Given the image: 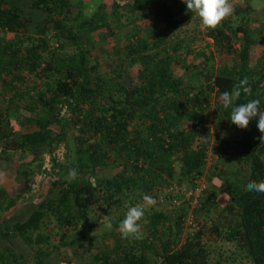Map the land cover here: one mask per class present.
<instances>
[{
  "label": "trees",
  "instance_id": "16d2710c",
  "mask_svg": "<svg viewBox=\"0 0 264 264\" xmlns=\"http://www.w3.org/2000/svg\"><path fill=\"white\" fill-rule=\"evenodd\" d=\"M125 2L129 10L117 0L87 3L91 14L85 0H0V166L14 162L16 182L26 183L10 193L0 180V264H211L207 235L264 264V193L245 190L264 180V133L257 117L246 129L232 124L220 102L247 78L251 95L241 89L235 104L259 99L264 110V17L257 25L251 5L234 4L222 27L206 29L207 52L192 45L197 36L169 44L165 32L196 17L184 0ZM23 6L46 13L36 33ZM123 17L148 21V34L120 43L109 74L96 49ZM124 64L137 66L130 85ZM174 183L201 187L192 211L203 227L187 236L181 199L190 198L171 191ZM145 194L156 203L145 211L143 239H122L119 223ZM219 204L237 224L213 222Z\"/></svg>",
  "mask_w": 264,
  "mask_h": 264
},
{
  "label": "rangeland",
  "instance_id": "374dc122",
  "mask_svg": "<svg viewBox=\"0 0 264 264\" xmlns=\"http://www.w3.org/2000/svg\"><path fill=\"white\" fill-rule=\"evenodd\" d=\"M104 1L107 2V4H109L111 6L112 4V0H91L90 3L88 0H85V5L84 6H88V4H90L91 6H95V4L97 5L99 2L104 3ZM114 1V0H113ZM230 2L232 3V5L236 4V3H240L243 4L244 6H246V4H249L253 7V9L255 10V12L252 14V16L254 17L252 19L253 22H257L258 20H263L264 17V0H230ZM88 3V4H87ZM117 3L119 4V6L125 7L127 10H129V8L125 5V0H117ZM105 5V4H104ZM88 6L87 10L89 13L93 14L96 9H94L93 7ZM106 6V5H105ZM23 8L26 10L25 14H27L28 16H33L35 19L30 27V32L32 33H36V29H37V21L40 18H44V16H46V13H43L41 11H34L32 9L29 8V6H23ZM123 12H125V9H121ZM120 21L123 22L125 25L120 26V27H116V22L114 24V29L111 31H105L103 32L102 36L101 35V39L103 41L102 44H98L97 45V54H95V56H101L100 58H104V62H105V66L107 67L108 73L112 74L111 71L115 70V66L111 67L107 64L108 62H111L112 60H115V58H117V55H115L114 58V54L113 52L117 51L120 49V43L121 42H127L128 37L131 34H134L135 37L134 39L136 40L137 36H142L145 37L147 36L148 32V21H146L145 19H139L137 21V25L139 26H135L132 23H128V18H120ZM128 23L129 26H126V24ZM257 25H259V22L256 23ZM255 24V25H256ZM140 25L145 26V28H140ZM261 31H264V25L260 27ZM114 31V32H112ZM165 30H163L164 32ZM112 32V33H111ZM168 36L167 39H169V44L177 41L180 38H186V39H191L194 36L197 40L192 44L195 48H197L198 50H204V51H209L212 50L213 48V40L211 38H209L208 36H206V29L202 30L201 29V20L200 18L196 15V17L186 26V28L184 30H177L175 32H165ZM96 35L99 34L98 36H100V33H95ZM197 34V35H196ZM199 34V35H198ZM52 36V33L49 34V36ZM264 36V34H262ZM1 36L4 37H12L13 33H6L4 31L1 32ZM199 36L202 38V40H199ZM51 41H54V38H50ZM153 40V38H152ZM100 42V41H99ZM171 49V48H170ZM172 52V50L170 51ZM179 54H184V48L180 49V51L178 52ZM192 57H190V60ZM115 62V61H114ZM117 63V62H116ZM215 67H217V62L215 64H213ZM123 67L125 68V75L123 77V82L126 85H130L134 80H136L137 76H138V72H137V66H133L130 67L127 65H123ZM109 68V69H108ZM177 71H180V67L178 65ZM258 118V117H257ZM254 119V118H253ZM21 126H19L20 129ZM203 139V135L199 138V141H202ZM64 152V149L61 147L58 148L57 153H59L60 155H62ZM212 153V154H211ZM217 156H215V153H213L212 151H210V161L215 162V160ZM15 163L14 162H9V163H4L3 166H0V180L1 182L4 183V185L7 187L8 191H10V193H14L15 190L18 188H20V186H25L26 183L21 182L20 184H18V182H16V174H15ZM48 166V164H47ZM226 166L228 167L229 164H226ZM216 173V171H214ZM245 172V170L242 171V174ZM210 178V177H209ZM208 174L204 175L201 179V184L202 186H209L210 181L208 180ZM208 182V183H207ZM213 183V182H212ZM165 189V188H164ZM206 195V194H205ZM189 202V212L193 210V206L190 203V201H187L185 197H182L181 199V203L183 204L184 202ZM220 206L218 208H214L213 211L211 210L209 212L210 214V218L213 220V222L217 223L218 225L222 226V227H229L232 226V224H237L238 221L240 220L239 216H237V214H231V213H227L225 211H223V207H221L222 204H219ZM206 216L208 217L209 215H207L208 213H205ZM100 222V221H99ZM97 223V222H96ZM103 229V228H102ZM208 238V247L211 251V264H250L244 257L242 254L239 253V249L238 247L233 244V243H228V242H223L218 240H215L214 236L211 235H207ZM89 240L91 239H87L84 242L87 243L89 242ZM94 242L96 244H93V246L98 249L97 247H101L102 243L100 240V237L97 235L96 237H94ZM111 242V240H110ZM35 258V257H34ZM53 260L58 262V259L56 256L53 257ZM33 262H36L35 259L32 258ZM38 262H40V259H37ZM88 259H86V261H84L82 264L87 263ZM69 264H79L77 263V261H73Z\"/></svg>",
  "mask_w": 264,
  "mask_h": 264
},
{
  "label": "clouds",
  "instance_id": "9594fccd",
  "mask_svg": "<svg viewBox=\"0 0 264 264\" xmlns=\"http://www.w3.org/2000/svg\"><path fill=\"white\" fill-rule=\"evenodd\" d=\"M187 10L197 15L201 20V29H218L223 26V22L234 12V7L230 0H184ZM241 89L245 94L251 95L248 87V80L244 78L233 91H225L220 97V102L225 109L231 108L230 121L240 129L248 128L250 121L258 117L257 127L264 133V110L261 109L259 99L249 100L247 103L236 105L235 101L241 95ZM264 139V137H262ZM78 178L77 169L73 168L68 173L69 182ZM246 191L264 193V180L259 182L252 180L246 185ZM156 201L153 197L145 194L143 203L132 206L125 214V218L119 223L118 231L122 239H143V224L148 221L145 218V211L150 206H154ZM111 227V224H109Z\"/></svg>",
  "mask_w": 264,
  "mask_h": 264
},
{
  "label": "built area",
  "instance_id": "2783aa9c",
  "mask_svg": "<svg viewBox=\"0 0 264 264\" xmlns=\"http://www.w3.org/2000/svg\"><path fill=\"white\" fill-rule=\"evenodd\" d=\"M168 187L171 189V191L182 190V193H185L186 196L190 198V203L193 206V210L201 206V203L199 204V195H200L201 187L187 189L184 185H180L176 183L170 184ZM202 222L203 220H200L199 218H197V216H194L193 211H190L189 215L186 217V221L184 222L185 223L184 236H187L188 234L201 229L203 227ZM184 239H186V237H184Z\"/></svg>",
  "mask_w": 264,
  "mask_h": 264
},
{
  "label": "crops",
  "instance_id": "0c3cea01",
  "mask_svg": "<svg viewBox=\"0 0 264 264\" xmlns=\"http://www.w3.org/2000/svg\"><path fill=\"white\" fill-rule=\"evenodd\" d=\"M264 10V9H263Z\"/></svg>",
  "mask_w": 264,
  "mask_h": 264
}]
</instances>
